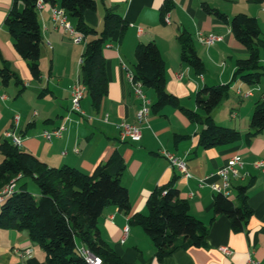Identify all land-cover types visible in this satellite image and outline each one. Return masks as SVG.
I'll use <instances>...</instances> for the list:
<instances>
[{
	"label": "crops",
	"instance_id": "0c3cea01",
	"mask_svg": "<svg viewBox=\"0 0 264 264\" xmlns=\"http://www.w3.org/2000/svg\"><path fill=\"white\" fill-rule=\"evenodd\" d=\"M13 1L0 0V66H7L21 83L10 81L4 85L0 80V144L4 132L13 127V115L18 114L15 132L23 136L19 149L48 167L66 166L91 175L113 154H119L125 165L120 182L127 189L130 211L125 214L115 206L107 207L97 220V228L101 239L123 264H251V260L264 263V173L251 166L264 159V131L248 135L254 107L264 102V49L259 50L262 75L258 82L248 85L235 79L236 64L246 60L248 52L233 37L229 26L208 11L215 9L228 19L240 13L255 18L264 41V0H95V11L84 14L88 26L99 32L105 12L110 10L121 16L127 27L122 34L116 32L110 47L103 50L107 94L95 108L84 93L80 102L82 115L71 114L69 109L70 88L77 81L81 83L79 61L84 46L74 44L68 34L54 26L51 5L44 3L37 11L40 73L33 77L27 61L14 50L4 26ZM166 1L172 8L161 16ZM58 3L55 5L59 7ZM182 32L191 37L194 52L203 64L200 74L180 59L177 38ZM198 33L219 40L205 46L197 42ZM150 42L156 45L164 62L165 90L177 98L180 107L202 116L195 103L197 92L205 87L228 85L213 120L220 127L238 132L237 139L204 148L200 144L203 127L190 121L177 107L165 105L157 111L150 110L139 142L119 140L117 126L122 122L134 124L140 108L127 71L135 64L136 46ZM143 93L151 109L156 94L146 88ZM60 126H64L60 138H42L43 131ZM161 150L183 158L191 178L180 177L161 156ZM234 155L242 158L241 172L247 174L243 180L232 181L234 205V188L250 183L246 197L251 215L239 232L232 230L225 216L214 215L216 194L198 186V180L215 173ZM169 183L178 190V199L187 205L188 213L207 228V235L202 246L177 248L158 261L153 242L132 217L146 216L149 195ZM31 195L37 198L39 190L31 191ZM82 246L77 240L76 247ZM222 247L230 254H223ZM28 249L29 257L24 253ZM0 264H46V255L26 231L0 228Z\"/></svg>",
	"mask_w": 264,
	"mask_h": 264
},
{
	"label": "trees",
	"instance_id": "16d2710c",
	"mask_svg": "<svg viewBox=\"0 0 264 264\" xmlns=\"http://www.w3.org/2000/svg\"><path fill=\"white\" fill-rule=\"evenodd\" d=\"M37 0H14L4 26L7 29L16 53L28 63L33 77L39 76L41 34L35 4ZM57 4L64 11L72 26L86 38L81 55L80 79L93 107L97 108L107 94V78L103 50L116 32L122 34L127 23L117 13L106 10L99 32L88 26L84 14L95 11V0H43ZM20 5V7L18 6ZM172 5L166 1L161 16L169 12ZM216 18L227 24L233 37L247 50L248 58L238 61L234 78L248 85H255L262 70L258 64L259 50L264 49L255 18L237 14L231 19L215 9H209ZM177 41L181 48L180 59L200 74L203 64L193 49L191 37L182 32ZM133 79L143 88L153 89L156 101L151 112L162 106L177 107L190 121L203 129L200 144L212 148L228 144L238 138V132L215 124L213 113L226 96L228 85L205 87L197 92L195 103L202 116L179 106L177 98L165 90L164 62L153 42L138 44L134 51ZM1 62V56H0ZM0 80L6 85L18 77L7 66H0ZM249 128L256 135L264 131V102L256 103L250 118ZM0 189L20 174L37 186L36 198L18 186L0 206V228L26 231L30 240L46 255V264H87L76 252V241L91 253L101 258L104 264H123L121 259L101 239L97 220L109 206H115L128 214L130 211L127 189L120 179L124 162L119 154H113L104 164L96 167L91 175L70 167L51 168L33 155L21 151L4 140L0 144ZM19 181V180H18ZM17 181V183H18ZM250 183L236 186L235 200L216 195L213 202L214 215H223L233 231L239 232L251 215L247 205L246 191ZM164 192V193H163ZM179 192L172 183L154 190L146 201L148 214H134L132 220L151 239L158 261L169 256L177 248L200 247L207 235V228L193 218L187 205L178 199Z\"/></svg>",
	"mask_w": 264,
	"mask_h": 264
},
{
	"label": "built area",
	"instance_id": "2783aa9c",
	"mask_svg": "<svg viewBox=\"0 0 264 264\" xmlns=\"http://www.w3.org/2000/svg\"><path fill=\"white\" fill-rule=\"evenodd\" d=\"M44 4L43 0H37L35 4L36 11L42 9ZM51 20L54 26L60 31L68 34L74 44H80L85 46L86 38L82 33L76 31L74 27L68 22L67 17L64 11L56 6H50ZM167 22V19L165 20ZM197 42L205 45L211 46L213 43L219 38L208 35L203 36L202 34L196 35ZM106 47H110L109 44ZM81 64V60L79 61ZM201 77V76H200ZM128 82L132 88L133 95L140 101V108L135 115V123L129 124L122 122L117 126L119 133V140L122 142H139L141 140V130L142 126L147 123L149 114H150V105L146 100V97L143 93V86L140 82L135 81L133 79L132 71H127ZM85 87L79 81L75 82L70 88V113L75 115H82L80 102L84 96ZM13 127L12 129L4 132L3 137L4 140L10 142V144L16 148H20L23 136L16 133L15 130L19 124L20 116L18 114L13 115ZM66 120H69L67 117ZM64 130V126L57 127L53 130L43 131L41 133L42 138L45 140H50L52 138H60L62 136V132ZM161 156L167 160L169 165L176 170L180 177L184 179L191 178L190 173L188 172L186 162L183 158H179L166 150H161ZM251 166L264 173V159L257 160L251 164ZM244 167V162L242 158L238 155H234L230 157L225 165L219 168L215 173L210 174L200 180H198L199 188H209L214 194L222 195L225 198H230L231 189H232V181L235 180H243L246 177V173H242L241 170ZM21 175L18 174L13 179H11L7 184H5L0 189V206L4 202V200L11 196L16 190L17 181L21 179ZM214 178V180H212ZM164 193V192H163ZM127 228H125L124 232L126 233ZM221 252L225 255H229L230 251L222 247ZM77 254L84 259L87 264H104L100 257L91 253L86 247H76ZM27 257L30 256L31 250H25L24 252ZM251 264H264L257 261H250Z\"/></svg>",
	"mask_w": 264,
	"mask_h": 264
},
{
	"label": "rangeland",
	"instance_id": "374dc122",
	"mask_svg": "<svg viewBox=\"0 0 264 264\" xmlns=\"http://www.w3.org/2000/svg\"><path fill=\"white\" fill-rule=\"evenodd\" d=\"M26 184V190L31 193V191L37 190V186L34 185L30 179L27 178H22L18 181L17 185L22 186Z\"/></svg>",
	"mask_w": 264,
	"mask_h": 264
}]
</instances>
